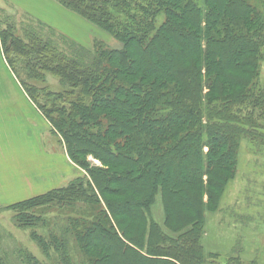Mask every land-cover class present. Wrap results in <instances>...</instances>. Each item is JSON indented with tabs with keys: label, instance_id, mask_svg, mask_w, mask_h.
Listing matches in <instances>:
<instances>
[{
	"label": "trees",
	"instance_id": "obj_1",
	"mask_svg": "<svg viewBox=\"0 0 264 264\" xmlns=\"http://www.w3.org/2000/svg\"><path fill=\"white\" fill-rule=\"evenodd\" d=\"M53 1L120 48L94 39L66 55L0 30L8 68L85 173L8 209L60 264H72L68 241L38 235L36 209L86 206L63 230L85 264H204L202 226L234 179L237 143L264 129V0ZM47 76L59 91L35 84Z\"/></svg>",
	"mask_w": 264,
	"mask_h": 264
},
{
	"label": "rangeland",
	"instance_id": "obj_2",
	"mask_svg": "<svg viewBox=\"0 0 264 264\" xmlns=\"http://www.w3.org/2000/svg\"><path fill=\"white\" fill-rule=\"evenodd\" d=\"M10 1L18 3L17 0ZM248 1L253 7L261 4L258 0ZM52 2L54 7L56 4L53 5ZM21 5L25 10L16 9L8 0H0V30L21 39L25 38L27 32L35 33L66 55L75 53L80 47L90 51L94 39L103 41L109 48H120L118 42L63 8L49 9L46 13L45 6L39 0H22ZM27 13L33 15V18L28 17ZM24 75L25 73L22 74V79H25ZM258 80L259 84L264 86V54ZM35 84L52 91L60 90L57 79L50 76L46 77L43 84ZM259 124L264 127L263 121H259ZM258 132L259 135L237 143L234 179L225 189L219 210L208 211L205 215L201 237L204 264H264V129ZM24 139L26 138L21 135V138H17L20 143L16 144L23 149V152L16 156L17 162L23 166L26 165L25 162L31 165L34 158L30 142L33 138L28 139L27 145L24 144ZM251 139L254 142H251ZM91 162L99 166L98 162ZM70 164L71 177L85 174L72 162ZM58 165L60 166L59 163ZM64 167L67 168V165ZM12 173L8 172V177L0 183V264H25V255L31 256L41 264H60L59 255L54 251L44 254L30 238L31 230L22 228L15 219V212L8 209L9 206L39 193L35 189L28 190L31 185L27 175ZM44 177L48 178V175ZM33 180L31 178V182ZM86 212V206L81 204H74L73 209L59 205L36 209L34 214L40 216L42 221L36 223L34 231L46 239L51 235H64L68 241L72 264H85L74 239L68 233L63 234V230L71 218H78ZM153 212L156 216L161 215L158 199Z\"/></svg>",
	"mask_w": 264,
	"mask_h": 264
},
{
	"label": "crops",
	"instance_id": "obj_3",
	"mask_svg": "<svg viewBox=\"0 0 264 264\" xmlns=\"http://www.w3.org/2000/svg\"><path fill=\"white\" fill-rule=\"evenodd\" d=\"M17 1L18 3L8 0L16 9H23L22 0ZM39 1L45 6L46 13L49 9L61 8L55 1L57 6L53 4V0ZM46 13L45 15L49 16ZM27 16L33 18L31 14L27 13ZM21 135L26 138L23 140L25 145L29 143L28 139L33 138L30 141L34 157L31 165L25 162L26 165L23 166L17 162L16 156L23 152L22 147L16 145L20 143L17 138H21ZM70 163L63 146L52 135L49 123L26 96L11 73L0 49V183L5 181L10 171L13 172L12 175L23 173L27 175L28 183L31 185L28 190L35 189L41 194L71 179ZM65 164L67 168L64 167ZM45 175H48V178H45ZM31 178L34 179L32 182Z\"/></svg>",
	"mask_w": 264,
	"mask_h": 264
}]
</instances>
